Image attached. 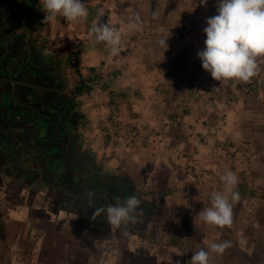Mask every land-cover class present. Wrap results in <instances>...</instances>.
I'll list each match as a JSON object with an SVG mask.
<instances>
[{
    "label": "crops",
    "instance_id": "crops-1",
    "mask_svg": "<svg viewBox=\"0 0 264 264\" xmlns=\"http://www.w3.org/2000/svg\"><path fill=\"white\" fill-rule=\"evenodd\" d=\"M85 5L86 19L57 15L43 23V0H0L2 177L25 183L19 189L34 193L47 224L79 232L92 248L114 231L120 246L133 229L131 223L111 227L104 213L92 216L94 209L138 196L150 214L149 233L126 245L135 250L128 255L108 250L116 262L126 255L124 262L142 264L160 249L154 260L177 264L208 241H231L210 264H264V102L222 96L244 81H216L197 57L217 0ZM129 21L139 29L129 30ZM93 23L122 29L117 56L95 41ZM166 38L168 48L159 44ZM257 65L264 76V57ZM228 171L237 175L240 193L233 223L207 225L198 213L210 206L213 191L223 190L220 177ZM134 224L142 229L144 222ZM98 231L102 242L93 236ZM173 232L178 237L169 241ZM140 246H149V254L135 255ZM75 252L74 261L89 260L90 251Z\"/></svg>",
    "mask_w": 264,
    "mask_h": 264
},
{
    "label": "clouds",
    "instance_id": "clouds-1",
    "mask_svg": "<svg viewBox=\"0 0 264 264\" xmlns=\"http://www.w3.org/2000/svg\"><path fill=\"white\" fill-rule=\"evenodd\" d=\"M45 18L49 22L57 15L68 21L86 19L88 9L85 0H43ZM207 3V0H202ZM102 14V13H101ZM204 28L205 47L197 53L202 68L210 73L216 81L238 79L248 81L256 75L257 58L264 57V0H217V14L207 19ZM129 30H138L139 24L129 21ZM91 32L97 43L103 42L110 46V54L117 56L122 44V29L106 23H93ZM169 38L161 39L159 44L167 46ZM222 191H213L210 206L203 207L198 213L200 219L210 226H231L233 223V206L240 200L236 191L237 175L228 171L220 177ZM90 196L94 194L90 193ZM93 201L90 200V203ZM141 200L132 195L121 200L116 198L106 208H95L93 217L104 213L106 222L113 228L136 223ZM244 243L243 240L240 241ZM207 247L192 252L187 264H210L213 253L222 254L232 246L231 241L217 243L206 242ZM177 264L179 262L177 261Z\"/></svg>",
    "mask_w": 264,
    "mask_h": 264
},
{
    "label": "rangeland",
    "instance_id": "rangeland-1",
    "mask_svg": "<svg viewBox=\"0 0 264 264\" xmlns=\"http://www.w3.org/2000/svg\"><path fill=\"white\" fill-rule=\"evenodd\" d=\"M1 167L2 166H0V168ZM2 176L3 175L0 174V213L2 214L6 238L3 239L0 237V264H129L130 262H124L123 258L128 261L125 258L126 255H128V252H135V250L126 248V245L130 247L131 244L136 243L137 240L142 241L144 239V234L146 232L149 233L151 224L149 223L150 214L149 212L145 213L146 210L143 211L144 208H140L138 209V216L142 218L144 216L143 221H145L146 225L144 227L143 224V227L145 230L143 229V227L141 229L140 226L138 227L135 224L131 223L134 231H128L127 234L129 238L123 239L120 246L116 243L117 241H114L118 238L117 232L114 231V234L111 235V239L103 240L101 238L100 230L93 236L98 241L102 242L103 240V245L101 244V246H99V244L95 243L93 245L94 248H92L88 240H86L85 244V239H82L79 232L69 230L67 229V226L66 230L63 228L64 226L61 228H56V226L52 224L53 222L47 224V222H45L38 213L39 207L34 205L35 203H37L36 197L32 196L34 195V193L30 190L19 189L21 188V186H24L25 183H22V181L20 180L7 181ZM9 177L11 178V176ZM57 200L60 199L57 198ZM25 203H27V205H29L30 207H28V210L24 212L23 209L26 206ZM154 213L156 215L158 214L157 212ZM67 231L69 232L67 233ZM162 233H164V231L157 230L154 231L153 234L162 236ZM175 233L176 232H173V238L171 236L169 237V241L171 239L174 240V237H178V235ZM120 236L123 237V233L121 231ZM150 240L152 242L155 241V239ZM57 243H61L62 245ZM147 245H149V242ZM121 248V254L126 253V255L121 256L120 259L118 258V262L114 260L113 257L115 256L113 255L108 258V250L117 252V249ZM134 248H136V246H134ZM143 248L144 250L150 249L149 246H143ZM159 248H161V246ZM80 249L81 251L83 249L86 254L90 251L89 260L74 261L73 258L76 257L75 250H78V252H80ZM159 250H154V256L151 255L153 256L152 259L146 258L147 260L145 263L167 264L165 260L160 262L154 260L155 257L158 260V255L163 252V250ZM181 253L185 254L184 251H181ZM135 255H140V252L135 253ZM84 257L86 258V256ZM86 259H88V257ZM184 262H186V260H184ZM184 262H179V264H184Z\"/></svg>",
    "mask_w": 264,
    "mask_h": 264
},
{
    "label": "built area",
    "instance_id": "built-area-1",
    "mask_svg": "<svg viewBox=\"0 0 264 264\" xmlns=\"http://www.w3.org/2000/svg\"><path fill=\"white\" fill-rule=\"evenodd\" d=\"M198 96V95H197ZM222 96L228 99H241L252 97L256 101L264 102V76L256 73L255 76L250 78L248 81H244L242 85H240L235 91L222 92ZM112 111V122H113V130L115 132H119L120 127V117L117 104L115 102H111L110 105Z\"/></svg>",
    "mask_w": 264,
    "mask_h": 264
},
{
    "label": "trees",
    "instance_id": "trees-1",
    "mask_svg": "<svg viewBox=\"0 0 264 264\" xmlns=\"http://www.w3.org/2000/svg\"><path fill=\"white\" fill-rule=\"evenodd\" d=\"M146 213V212H145ZM139 217V219H141L142 221H143V219H144V216H143V218L142 217H140V216H138ZM144 222V227H145V221H143ZM0 230H1V233H0V237L1 238H3V239H5L6 238V235H5V228H4V224H3V219H2V214L0 213ZM145 230V229H144ZM144 230H142V231H144ZM129 231V230H128ZM128 231H126V234L128 233ZM130 231H134L133 229H130ZM147 231V230H146ZM128 235V234H127ZM145 236V235H144ZM137 251L138 252H140V254L141 255H147V254H149V252L147 251V250H144V248L143 247H139L138 249H137ZM146 251V252H145Z\"/></svg>",
    "mask_w": 264,
    "mask_h": 264
}]
</instances>
